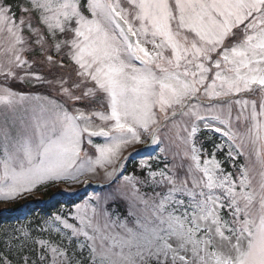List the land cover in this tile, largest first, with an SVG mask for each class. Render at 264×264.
<instances>
[{
  "label": "snow or ice",
  "instance_id": "1",
  "mask_svg": "<svg viewBox=\"0 0 264 264\" xmlns=\"http://www.w3.org/2000/svg\"><path fill=\"white\" fill-rule=\"evenodd\" d=\"M17 6L27 19L17 21L13 5L0 0V31L11 37L0 76L21 83L33 77L32 64L21 56L31 50L23 47L25 28L45 51L33 13L56 52L67 49L73 67L68 76L35 77L57 92L54 99L34 97L46 105L44 118L18 129L5 120L0 199L16 200L57 182L87 183L79 180L86 173L102 172L108 181L75 206L70 215L79 227L56 213L38 229L55 231L67 245L37 240L25 226L6 233L20 264H84L74 261L75 251L69 255L73 243L81 256L87 250V264H264V0H28L27 7ZM58 34L71 38L58 40ZM46 61L50 71L57 68L53 56ZM250 94L259 103L236 98ZM29 99L0 86L6 109ZM212 121L222 126L215 131L227 138L229 160L248 156L251 146L258 178L246 163L233 164L234 179L215 151L208 159L196 146L199 125L210 128ZM240 125L243 133L235 130ZM93 137L104 142L94 144ZM145 139L157 146L167 139L182 162L169 167L165 155L164 167L153 170L142 159L143 179L124 175L129 157L123 150ZM117 200L125 201L126 214L109 208ZM0 264L12 260L0 253Z\"/></svg>",
  "mask_w": 264,
  "mask_h": 264
},
{
  "label": "rangeland",
  "instance_id": "2",
  "mask_svg": "<svg viewBox=\"0 0 264 264\" xmlns=\"http://www.w3.org/2000/svg\"><path fill=\"white\" fill-rule=\"evenodd\" d=\"M121 2L124 3V0H121ZM80 3L82 5L83 0H80ZM20 5L27 7L28 6V0H24ZM125 6H127V5L125 4ZM81 10L83 11V8ZM13 13L15 14V12H13ZM83 13L85 16H87L89 19H91V13L90 12H88V11L84 12L83 11ZM22 15L24 16L25 19H27L28 13H21V11H20L18 16H16V14H15L16 20L19 21V19ZM32 15H33V21H32L33 28H39L41 30V33L45 37V44H44L45 51L43 52V54H44L49 49V44H51V43L53 44V41H52L51 37L48 35L45 26L38 23L36 14L33 13ZM22 35L28 41L25 45H23V47L25 49H31V50L24 51L21 54V56H22V59L27 60L30 64H32L31 72L33 73V77L31 79L26 80L25 82L21 83L18 80H11V79L5 81L4 78L2 76H0V86H7V87L11 88L14 92H17V93H20V92L15 90L14 88H12V86L14 84L20 83L26 87L27 86L34 87V86L44 85V83H40L35 79L36 76L43 77L45 80H51V79H53V76H54V73L52 74V71H51L49 73L48 79H46L45 75H42L40 73H36L34 71V62L36 63L38 61V59H40L42 57L41 55H39V53L37 51H35V49H37L40 53H42V52H41L40 46L35 43V37L32 35V33H30L28 31L27 28H25L23 30ZM70 38H71L70 36L68 37V36H62L59 34L57 35L58 40H65V39H70ZM46 42H48V46H46L47 45ZM10 44H11V37L9 36V34L6 31H0V63H7V60L9 59V54L6 52V49L10 46ZM147 47H149V49L151 50L150 44L147 45ZM51 48H52V46H50V49ZM32 50H33V52H32ZM53 51L56 52L55 48H53ZM60 52L66 53L67 49H62V51H60ZM60 52H58V53H60ZM29 54L32 56V59L30 58ZM67 60H69V59L67 58ZM69 62H71V61L69 60ZM72 67H73V65L65 67V69H64L65 74L69 75V73L72 70ZM17 74L23 75L24 73H23V71L18 69ZM73 78H75V77L73 76ZM44 86H45V90L48 92V94H52L53 96H55V95L57 96V92L54 89L49 87L47 84H45ZM22 93H24V92H22ZM24 94L29 96L30 99L27 100L22 106H18L14 111L6 109L3 105H0V135H2V129L5 127V120L6 119L8 122V126H11L14 129H18L21 126L22 122L24 124L30 125L33 122L34 118H36V117L44 118V117H42V114H41V106L44 105V101L43 100H36V99H34V97L40 96V97H47L49 99H54L52 97H49V95H47V94H33V95L29 94V93H24ZM236 98L237 99H249V100L256 99L257 102L259 103L258 95L250 94L248 96H237ZM44 106L46 107V105H44ZM98 110L103 111L104 109L98 108ZM238 111H239V105H234L233 106V123H234V125H235V116H236ZM94 122L98 125L101 124V121L99 120V118H96ZM211 125L212 126L210 128H204L203 124H200L198 127V131L194 137L195 142H196V146L198 148H201L203 150V152L206 153V158L211 159L212 153L215 151L216 159L222 162V167L224 168L225 172H231L234 174V179L236 177V174L238 173V167H233V164H236L237 166H239V165H244L247 163L250 167H252V173L251 174L257 176V178H258V173H259L260 169H259V165L256 164L255 156L251 154V146L249 145L245 148V152L249 154L248 156H244V155L235 156L234 160H229L227 158V152H228L227 138L224 137L222 135V133H218L215 131V127H222V126L217 121H212ZM245 127H246L245 125L236 126L235 130L240 132V133H243L245 131ZM164 136H165V134L162 132L161 137L163 138ZM199 137H203L206 140H209L212 147L214 146V144L215 145L223 144L224 147H223V149L214 148V150L211 151L210 153H208L207 151L205 152V150L202 148L203 144H202V141L199 139ZM103 142H104V140H102V141L101 140H93L94 144H100ZM160 147H166V148H168V151L166 153H160ZM85 148L88 150L90 155H95V149L93 147H90V146L85 144ZM176 151H177V149L174 146H169V142L167 139H165V143L163 145H160V146L149 144L147 139H145V143H143V144H141V143L130 144L123 150V153H122L123 156L129 157L127 162H126L125 167L127 169V167H128L127 163L130 159H132L130 164L132 166L137 165V171H135L136 174L133 172H131V174H128V172H126V169L124 168L123 174L124 175L135 174L138 178L143 179L144 173H142L140 171V168H139V164H140V161L142 159L149 161L153 170H159L160 168L164 167L165 155L167 156V163H168L169 167H171L173 164H179L182 162L181 157L176 156L175 159L173 158V153ZM130 153H131V156H129ZM0 156H2V152H0ZM150 157H151V159H149ZM183 163L185 165H187L188 161L185 160V161H183ZM226 163L231 164L230 165L232 168L231 170H228V166L226 165ZM130 164H129V166H130ZM146 171H147V169H145V172ZM0 172H2V168H0ZM79 180L80 181H87V183H83V182L73 183L71 181L55 183V187H57V188L61 187V189L63 190L62 186L64 185V187L65 186L68 187L66 189H70V191H64L62 193L64 198H72L74 196L76 199H79V198L80 199L77 200L74 205H72L70 207L62 206L59 211L52 213V214H56V213L62 214L64 217H67L69 219V223L74 224L77 227H79V222L75 219L74 215H70V214H74L76 212L75 206L78 204H82L90 194H93L94 192L101 191V185L108 183V181L105 180L102 172H99L95 176H93L91 173H86L85 175L80 176ZM88 180H90V181H88ZM121 180H122V177H121ZM120 182L121 181L118 180L116 182V184H113L112 187L115 188L118 184H120ZM138 187H140V186L138 185ZM103 190L109 191V189H107V188H105ZM146 190L147 189L141 187V191H146ZM37 191H40V190H37ZM37 191H34V193ZM32 193L31 194H25V197L32 195ZM25 197H21L20 199L25 198ZM38 197H39L38 195L35 197H32V198H30L31 200L28 199L27 201H24V204L27 205L30 201L38 199ZM17 200L18 199H16V200L0 199V203L6 201L7 202V208L5 210L9 211V210H11L17 206V203H16ZM125 206H126V203L124 200H117L115 204H110L109 208L115 209L123 215V214H126ZM0 207H3V206L1 205ZM17 212L19 213V217L17 219H15V221L13 223L2 224L0 226V229H1L0 230V242L2 243L0 246V253H3L4 255L8 256V258L10 260H12V264H20V258L17 255H15V249L14 248L11 252L8 250V248L5 244V239H6L5 234L11 232L15 228L25 226L32 233V236L37 240L51 241L53 244H58L63 239L64 244L67 245V243H68L67 239L62 237L60 234L56 233L55 231H47V230L43 231V232L38 231V229H40L41 227H45L44 221L46 219H48V217L51 216L52 214H50L46 217L45 216L36 217L35 215H31V213L27 211V207H25V206L21 207L20 210H17ZM64 231H66L68 234H70L71 230L68 229V230H64ZM81 239H83V237H81ZM32 246H33L32 241L29 240L28 241V247L31 248ZM73 251H75V256L73 257L74 261L83 260L84 264H87V257H88L87 250H84L83 255L81 256L80 250L78 248H76L75 243H73L72 246L69 248V255H72Z\"/></svg>",
  "mask_w": 264,
  "mask_h": 264
},
{
  "label": "trees",
  "instance_id": "3",
  "mask_svg": "<svg viewBox=\"0 0 264 264\" xmlns=\"http://www.w3.org/2000/svg\"><path fill=\"white\" fill-rule=\"evenodd\" d=\"M23 1L24 0H7L8 3L13 5L12 11L15 12L16 15L19 13V10H20V8L17 5H20ZM82 5H86V0H83ZM83 9H84V12L87 11L86 7H83ZM60 53L66 59L67 56L65 55V53H62V52H60ZM56 69H54L52 71V74L54 73L55 76H58L62 71H63V74L65 73V71H64L65 68H63V69L59 68L57 70ZM34 71L43 74L45 70L43 71V70H38L37 68H34ZM45 76H46V79H48L49 75L45 74ZM12 88L19 91L20 93H22V92H24V93H46L45 92L46 91L45 86H43V85L34 86V88H29V87H26L20 83L19 84L17 83V84H14L12 86ZM199 139L202 141V144H203L202 147L205 151L210 153L211 151L214 150L215 144L212 147L209 140H206L203 137H200ZM226 165L228 166V169L230 170L231 164L226 163ZM129 169H130V171H137V165L130 166ZM45 197H46L45 199L47 201V203L45 205L40 207L35 203L28 204V205H25L27 207V211L30 212L31 215H35L36 217H41V216L46 217V216H48L54 212L59 211L62 206L70 207V206L74 205L76 203V201L80 199V198L76 199L75 197L63 198L57 191L52 190L51 188H50V190L45 192ZM22 205H23V203L21 202L18 204L17 207H20ZM18 217H19L18 213L0 214V226L2 224L13 223L15 221V219H17ZM1 244L2 243L0 242V246H1Z\"/></svg>",
  "mask_w": 264,
  "mask_h": 264
}]
</instances>
